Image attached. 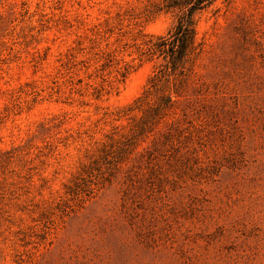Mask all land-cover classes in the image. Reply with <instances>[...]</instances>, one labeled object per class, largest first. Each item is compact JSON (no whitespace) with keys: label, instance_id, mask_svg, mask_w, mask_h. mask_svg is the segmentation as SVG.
<instances>
[{"label":"rangeland","instance_id":"374dc122","mask_svg":"<svg viewBox=\"0 0 264 264\" xmlns=\"http://www.w3.org/2000/svg\"><path fill=\"white\" fill-rule=\"evenodd\" d=\"M161 2L0 0V264H264V0L196 13L146 132Z\"/></svg>","mask_w":264,"mask_h":264},{"label":"trees","instance_id":"16d2710c","mask_svg":"<svg viewBox=\"0 0 264 264\" xmlns=\"http://www.w3.org/2000/svg\"><path fill=\"white\" fill-rule=\"evenodd\" d=\"M213 0H162L159 9L175 12V22L166 34L148 36L144 40L143 52L162 57L164 60L159 66L162 68L155 70L151 76V86H156L160 80L159 72L162 69L168 71L169 76H173V87L168 85V93L163 94L162 103L157 105V116L153 117L151 126L146 132L152 131L160 122V119L167 114V110L172 107L174 101L181 92L176 87L174 80L182 77L192 69L195 58L198 54V44L196 41V13L209 5ZM144 122H135L131 126V132H145ZM137 134V133H136ZM137 146V145H136ZM135 146V148H136ZM76 186H78L76 184ZM69 193H77V189L68 187Z\"/></svg>","mask_w":264,"mask_h":264}]
</instances>
